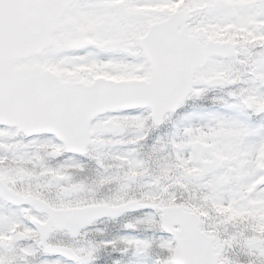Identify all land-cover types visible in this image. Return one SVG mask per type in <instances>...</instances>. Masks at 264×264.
Here are the masks:
<instances>
[{"label":"rangeland","instance_id":"374dc122","mask_svg":"<svg viewBox=\"0 0 264 264\" xmlns=\"http://www.w3.org/2000/svg\"><path fill=\"white\" fill-rule=\"evenodd\" d=\"M181 1L143 0L138 8H130L126 0H96V10L80 7L81 12L75 13L96 23V49L103 53L82 56L78 65L96 64L92 72L96 78L135 76L147 80L148 67L139 53L133 55L135 61L123 56L109 61L103 45L111 40L120 47H131L146 22L158 21L175 11ZM190 1L191 17L200 16L191 22L188 32L198 39L226 40L224 37L231 32L229 37L239 40L238 33L244 34L240 41L245 45L239 47L236 60H210L199 74L205 78L224 77L227 91H205L197 76L193 96L176 114L168 116L160 129L152 126L147 110L100 118L91 126L93 142L86 164L64 154L53 138L26 139L15 131H1L0 162L13 163L16 169L10 173L0 170V178L66 208L101 201L164 207L175 204L178 198L189 199V203L199 193L203 203L197 201L186 210L200 217L205 233L216 234L213 250L222 255L218 264H243L236 259L244 257L246 248L264 264V187H256L264 178V0ZM131 9L138 11L132 19ZM145 14L146 18H141ZM66 43L62 31L53 49L30 61V65L47 66L66 76L64 66H70L64 58ZM203 96H209L220 107L196 108L195 103ZM245 104L250 105L249 114L258 117V122L242 111ZM136 152L146 157L141 159ZM22 165L30 167L31 173H22ZM130 175L136 177L135 185L127 182ZM182 180L176 196L174 186ZM192 187L195 194L190 193ZM27 210L7 209L0 201V264H25V254L40 252L28 225ZM159 226L158 212L128 214L118 220L97 222L81 238L68 240L67 246L81 257L79 264H95L94 249L98 253L99 247L101 264H171L175 244ZM16 232L26 234L27 240L5 252L9 261H3V251ZM16 251L23 256L22 262L11 261ZM148 252H154V256ZM37 263L73 264L44 258Z\"/></svg>","mask_w":264,"mask_h":264},{"label":"water","instance_id":"95a60500","mask_svg":"<svg viewBox=\"0 0 264 264\" xmlns=\"http://www.w3.org/2000/svg\"><path fill=\"white\" fill-rule=\"evenodd\" d=\"M72 0H0V125L17 127L26 135L52 134L69 153L84 154L91 140L89 123L96 116L118 109L150 108L153 123L161 125L164 116L177 110L190 94L196 70L205 68L210 57H235L230 43L208 41L201 45L185 31L186 13H175L152 24L140 39V47L151 65V81L114 82L97 79L92 85L66 83L51 71L33 72L14 64L48 49L58 31L61 17ZM209 88L224 85V79H200ZM128 181L135 183L134 177ZM264 185V181L258 186ZM0 196L14 206L27 205L49 218L47 225L32 222L44 242L51 229L78 232L103 218H116L126 212L156 206L127 203L56 210L32 197H18L0 181ZM162 229L173 236L174 264H216L219 255L211 251L214 238L200 230V220L182 208L161 209ZM175 227L180 229L176 230ZM21 238L17 236L16 240ZM48 253L73 257L66 248Z\"/></svg>","mask_w":264,"mask_h":264},{"label":"flooded vegetation","instance_id":"af4514ba","mask_svg":"<svg viewBox=\"0 0 264 264\" xmlns=\"http://www.w3.org/2000/svg\"><path fill=\"white\" fill-rule=\"evenodd\" d=\"M138 4V2H131V5L134 6ZM80 7H84L85 11L92 8L96 10V0H75L64 14L61 30L65 33L67 45L69 43L75 45L73 49H66L64 58L70 57L71 54L78 56L81 53H85L87 56L96 54V23H92L90 20L75 13L77 10L80 11ZM72 26L79 29H75ZM111 48H114V51H118V46L111 45ZM119 49L123 51V47L119 46ZM128 53L130 54L131 51L129 50Z\"/></svg>","mask_w":264,"mask_h":264},{"label":"trees","instance_id":"16d2710c","mask_svg":"<svg viewBox=\"0 0 264 264\" xmlns=\"http://www.w3.org/2000/svg\"><path fill=\"white\" fill-rule=\"evenodd\" d=\"M202 101H206V99H204V100H202ZM188 200L189 199H187V200H185V198H180L179 199V201H178V204H180V205H182V206H190V207H192L193 206V202H189L188 203ZM250 233L251 232H254V230H251V229H249L248 230ZM247 249V248H246ZM243 249L244 251H245V255H244V257H242V258H239V259H241V260H243L244 262H245V264L247 263V264H249V263H251V264H261L260 263V261L258 260V257H255V253L254 252H252L251 250H249V249ZM239 250H241V248L239 249ZM238 250V251H239Z\"/></svg>","mask_w":264,"mask_h":264}]
</instances>
